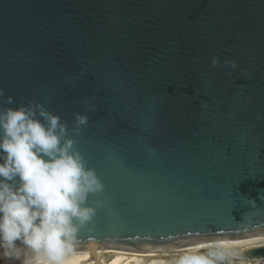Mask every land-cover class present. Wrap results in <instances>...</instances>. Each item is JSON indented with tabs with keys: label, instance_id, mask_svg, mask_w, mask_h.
<instances>
[{
	"label": "water",
	"instance_id": "95a60500",
	"mask_svg": "<svg viewBox=\"0 0 264 264\" xmlns=\"http://www.w3.org/2000/svg\"><path fill=\"white\" fill-rule=\"evenodd\" d=\"M0 89L70 135L88 117L76 148L104 187L77 245L264 230V0H0Z\"/></svg>",
	"mask_w": 264,
	"mask_h": 264
},
{
	"label": "clouds",
	"instance_id": "9594fccd",
	"mask_svg": "<svg viewBox=\"0 0 264 264\" xmlns=\"http://www.w3.org/2000/svg\"><path fill=\"white\" fill-rule=\"evenodd\" d=\"M87 123L75 113L70 135L38 102L0 107V264H76L78 231L95 214L88 196L104 187L76 148Z\"/></svg>",
	"mask_w": 264,
	"mask_h": 264
},
{
	"label": "bare ground",
	"instance_id": "6f19581e",
	"mask_svg": "<svg viewBox=\"0 0 264 264\" xmlns=\"http://www.w3.org/2000/svg\"><path fill=\"white\" fill-rule=\"evenodd\" d=\"M258 246H264V230L199 248L77 245L76 264H264V257L244 256L245 251Z\"/></svg>",
	"mask_w": 264,
	"mask_h": 264
}]
</instances>
